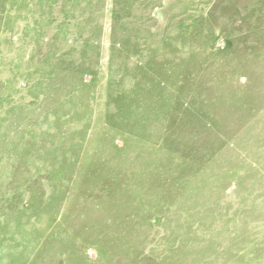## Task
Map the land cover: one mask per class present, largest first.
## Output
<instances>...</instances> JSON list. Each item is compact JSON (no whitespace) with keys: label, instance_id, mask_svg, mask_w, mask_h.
Returning <instances> with one entry per match:
<instances>
[{"label":"rangeland","instance_id":"1","mask_svg":"<svg viewBox=\"0 0 264 264\" xmlns=\"http://www.w3.org/2000/svg\"><path fill=\"white\" fill-rule=\"evenodd\" d=\"M0 264H264V0H0Z\"/></svg>","mask_w":264,"mask_h":264}]
</instances>
